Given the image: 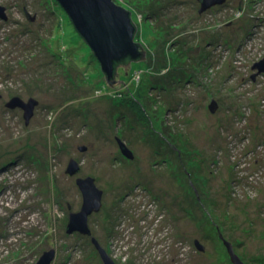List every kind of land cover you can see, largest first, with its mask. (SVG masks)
I'll return each mask as SVG.
<instances>
[{
	"label": "rangeland",
	"instance_id": "374dc122",
	"mask_svg": "<svg viewBox=\"0 0 264 264\" xmlns=\"http://www.w3.org/2000/svg\"><path fill=\"white\" fill-rule=\"evenodd\" d=\"M55 1L0 0V264H38L51 249V264H105L92 235L116 264H234L221 237L245 264H264V84L252 78L258 49L242 47L264 40V0L204 12L201 0H115L144 61L167 67L131 66L105 92L93 88H104L98 58ZM125 89L149 124L131 94L112 95ZM17 95L39 100L29 123L7 106ZM84 175L103 189L92 235L67 231Z\"/></svg>",
	"mask_w": 264,
	"mask_h": 264
},
{
	"label": "water",
	"instance_id": "95a60500",
	"mask_svg": "<svg viewBox=\"0 0 264 264\" xmlns=\"http://www.w3.org/2000/svg\"><path fill=\"white\" fill-rule=\"evenodd\" d=\"M64 10L71 18L75 28L89 44L94 54L98 58L103 71L109 77L113 76L115 64L127 57L137 58L139 56V46L134 39L136 25L132 20L131 12L115 2V0H58ZM200 12L211 7L213 4H221L226 0H201ZM0 18L7 20L8 14L6 7L0 5ZM32 19H35L32 17ZM144 50V49H143ZM145 60V50L142 51ZM253 68L264 71V58L257 62ZM129 74V69L126 71ZM115 81V80H114ZM111 82L112 85L119 87L118 82ZM1 98V93H0ZM39 103L38 99L31 98L24 101L20 96L13 97L8 103L9 107H21L24 110L26 123H29L34 114V108ZM122 152L129 157H133V151L125 142L119 139ZM81 150H86V146H80ZM79 162L72 158L68 164L67 172L76 175L80 171ZM77 184L83 194V203L79 211L72 212L67 226L68 232H81L91 234L89 216L99 211L102 207L103 189L95 181V177H78ZM92 241L100 252L105 264H116L92 235ZM227 248L231 254L234 264H245L235 252L231 243L227 242ZM201 249L204 250L202 246ZM55 249L46 251L38 264H51L55 259Z\"/></svg>",
	"mask_w": 264,
	"mask_h": 264
},
{
	"label": "trees",
	"instance_id": "16d2710c",
	"mask_svg": "<svg viewBox=\"0 0 264 264\" xmlns=\"http://www.w3.org/2000/svg\"><path fill=\"white\" fill-rule=\"evenodd\" d=\"M58 0H56L55 2H56V4L57 5H59L60 6V8L62 9V11H65L64 9H63V7L60 5V3H59V1L57 2ZM65 13H67L66 11H65ZM152 16V15H151ZM80 34V33H79ZM154 37H156V38H153V39H151V41L152 42H156L157 41V32L155 31L154 32V35H153ZM83 38V37H82ZM84 39V38H83ZM91 48V47H90ZM144 48H140V46H139V50H138V52H139V56L137 57V58H132V57H127V58H125V59H123V60H121V61H119V62H117L116 64H115V70H114V73H113V76H111V77H109V75L105 72V71H103V69H102V71H103V78H104V80H103V82L102 81H98V84L100 85V84H102V83H104V88L103 89H100V87H98V85L97 84H95L96 86H94L93 88H98L99 90H102V92H105V91H108L109 90V88H110V86H108L105 82H107L109 85H110V83L111 82H113L114 80L117 82V79H119V77H121L120 76V73H122V72H124V74L126 73V71L128 70V69H130V67L132 66V69L134 68V70L136 69V70H138L139 68H149V70H150V72L152 73V70L154 71V69L156 68V72H157V74H163V73H165V69H166V67L164 66V65H160V64H154V63H146L145 61H144V54L142 53V51H144L143 50ZM93 51V50H92ZM92 57H96V55L94 54V52L92 53V55H91ZM78 61H79V59H77V61H75L76 63H78ZM144 62V64H145V66H135V65H133V63H135V62ZM101 66V65H100ZM155 67V68H154ZM131 74H132V72H131ZM157 74H151V76H155V75H157ZM139 77H140V80H141V77H142V74H139L138 75ZM167 81H168V79L167 78H165ZM149 80H150V78H149ZM114 81V82H115ZM152 81V80H151ZM162 81H163V83L165 84V86H164V89H167L168 87V85H169V82L166 84L165 83V80H164V78L162 79ZM100 82H102V83H100ZM140 82V81H139ZM123 88H124V86H123ZM105 89V90H104ZM108 89V90H107ZM99 93L98 95H97V98H101V97H103L104 95H103V93ZM111 93L112 92H114L113 90H111L110 91ZM119 93H126V94H131L132 95V98H133V100L135 101V102H137L138 103V105H140V115H141V117H143V122L144 123H148V122H150V118L151 117H149L150 116V114H148L145 110H144V108H145V105H144V103L141 101V100H139L136 96H134V94H133V90H115V92L112 94L113 96H115L116 94H119ZM139 101V102H138ZM141 101V102H140ZM145 109H147V108H145ZM134 112L136 113V110H134ZM149 124V123H148ZM169 138H170V140H171V142L173 143V141H172V139L175 137V131H170L169 133ZM174 144V143H173ZM174 156H176V155H174ZM176 159V158H175ZM224 238V237H223ZM226 239V238H225Z\"/></svg>",
	"mask_w": 264,
	"mask_h": 264
},
{
	"label": "flooded vegetation",
	"instance_id": "af4514ba",
	"mask_svg": "<svg viewBox=\"0 0 264 264\" xmlns=\"http://www.w3.org/2000/svg\"><path fill=\"white\" fill-rule=\"evenodd\" d=\"M0 5H2V6H4V7H6V12H7V6L6 5H3V4H0ZM254 36H256V35H254ZM247 44H248V46L250 45V49H252V48H254V49H258L257 50V54H258V56H260L259 58H258V61L257 62H259V61H261L263 58H264V40H263V42L261 41V40H259V39H256V38H254V37H251V40H247V39H245L244 41H243V43H242V47L245 49V47H247ZM246 67H247V65H246ZM253 68V66L251 67V69ZM253 70V69H252ZM255 73V74H254ZM254 74V75H253ZM252 78H253V80H254V82L255 81H259V79L261 78L262 79V81H263V84H264V71H259L258 69H256V68H254V70H253V72H252ZM259 106V108H257L256 109V111H259V112H263L262 114L264 115V104H262V105H258ZM248 129H251V126H248ZM116 139H117V143L119 144V139H121L120 137H116ZM123 142H125L123 139H121ZM120 145V144H119ZM81 146V145H80ZM82 146H86V145H82ZM79 149H80V147H79ZM86 149H87V146H86ZM81 150V149H80ZM81 151H86V150H81ZM80 172V171H79ZM78 174V173H77ZM76 174V175H77ZM87 176H90V175H84V176H78V177H87ZM77 177V178H78ZM95 177V176H94ZM97 179L95 178V181H96ZM97 183V182H96ZM82 207V206H81ZM102 208V207H101ZM68 209L69 210H71L70 211V213H72V212H75V211H73L72 210V205L70 204V203H68ZM96 212V211H95ZM95 212H93L92 213V215L95 213ZM76 232V231H75ZM227 241H229V240H227ZM231 244H233L231 241H229ZM233 246V245H232ZM233 248H234V246H233Z\"/></svg>",
	"mask_w": 264,
	"mask_h": 264
},
{
	"label": "bare ground",
	"instance_id": "6f19581e",
	"mask_svg": "<svg viewBox=\"0 0 264 264\" xmlns=\"http://www.w3.org/2000/svg\"><path fill=\"white\" fill-rule=\"evenodd\" d=\"M60 3V2H59ZM61 5V4H60ZM64 9V8H63ZM139 44H140V42H138ZM2 93H1V98H2ZM18 96V95H17ZM15 97V96H14ZM21 97V96H20ZM0 98V99H1ZM22 98V97H21ZM31 98H34V97H30L28 100H30ZM24 101H28V100H26V99H24V98H22ZM34 99H36V98H34ZM9 108H11V107H9ZM34 112H35V108H34ZM75 159V158H74ZM78 161V160H77ZM79 164V166H80V170H81V164L80 163H78ZM97 184V183H96ZM222 239V240H221ZM221 239L219 238V240H220V242L222 243V244H224V245H226L227 246V242L228 243H230L229 241H227V239H225V238H223V237H221ZM195 243H196V247H197V249H199V250H201V251H204L203 249H201V247L202 246H200V240L198 239V240H195ZM202 244V243H201ZM233 245V244H232ZM234 246V245H233ZM235 247V246H234ZM256 259H261V256H259V257H257ZM253 260V259H252Z\"/></svg>",
	"mask_w": 264,
	"mask_h": 264
}]
</instances>
